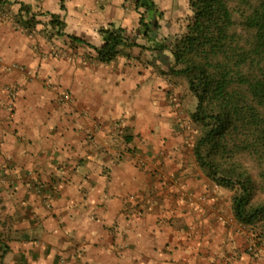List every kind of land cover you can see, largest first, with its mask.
Here are the masks:
<instances>
[{"label": "crops", "instance_id": "1", "mask_svg": "<svg viewBox=\"0 0 264 264\" xmlns=\"http://www.w3.org/2000/svg\"><path fill=\"white\" fill-rule=\"evenodd\" d=\"M137 22L132 0H0V264H264L195 161L170 54L99 63L68 37L100 47L99 28Z\"/></svg>", "mask_w": 264, "mask_h": 264}, {"label": "trees", "instance_id": "2", "mask_svg": "<svg viewBox=\"0 0 264 264\" xmlns=\"http://www.w3.org/2000/svg\"><path fill=\"white\" fill-rule=\"evenodd\" d=\"M132 3L138 14L133 30L100 28V47L74 36L70 42L74 49L91 48L99 63L111 62L123 48L170 54L162 73L195 100L189 113L200 128L192 145L195 161L213 184L232 193L234 220L264 244V0H188L183 33L162 40L163 13L154 0ZM15 21L27 30L34 18L19 12ZM167 99L176 102L171 93Z\"/></svg>", "mask_w": 264, "mask_h": 264}, {"label": "rangeland", "instance_id": "3", "mask_svg": "<svg viewBox=\"0 0 264 264\" xmlns=\"http://www.w3.org/2000/svg\"><path fill=\"white\" fill-rule=\"evenodd\" d=\"M154 2L158 9L163 13V18L160 21V29L158 30V40H162L166 37H173L175 35H181L184 31V26L187 22V19L191 15L190 9L188 7V0H154ZM97 33L99 34V32ZM188 112L190 111L187 110V113ZM187 123L192 124L189 120ZM190 124L188 126L186 136L191 139L193 145L196 138L200 134V128L193 124L191 126ZM226 193L228 197H230L232 194L228 191ZM16 242H20L18 238Z\"/></svg>", "mask_w": 264, "mask_h": 264}, {"label": "built area", "instance_id": "4", "mask_svg": "<svg viewBox=\"0 0 264 264\" xmlns=\"http://www.w3.org/2000/svg\"><path fill=\"white\" fill-rule=\"evenodd\" d=\"M1 62H2V60L0 59V64H1ZM11 67H14V68L18 69V71L27 80H30V79L34 78L35 70H33V69H29V68H26L24 66H11ZM7 94H8L9 99L14 98L15 97V90H12V91L9 90V92ZM58 100L60 102H62V103L69 102L70 101V97H69V95H67L65 93H62L60 95V97L58 98ZM258 247H259V245H257L255 243L254 239H251V237H250V241L247 242V246H246L247 250L249 252H251V251L256 250V248H258Z\"/></svg>", "mask_w": 264, "mask_h": 264}]
</instances>
